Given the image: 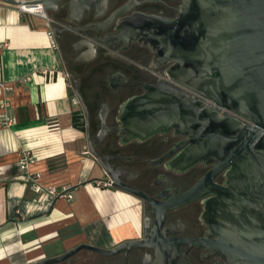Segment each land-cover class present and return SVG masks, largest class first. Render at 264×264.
<instances>
[{
  "label": "water",
  "instance_id": "water-1",
  "mask_svg": "<svg viewBox=\"0 0 264 264\" xmlns=\"http://www.w3.org/2000/svg\"><path fill=\"white\" fill-rule=\"evenodd\" d=\"M0 1L17 7L42 6L49 14L57 12L66 0ZM74 1L77 17L71 18L79 22L88 0ZM184 3L176 19L167 21L163 28L155 25L147 30L158 56L177 64L170 76L172 87L151 88L144 95L129 99L121 109L124 130L118 131L125 133V141H130L176 129L182 135L189 134L192 145L172 161V168L181 172L182 166L190 167L208 157V164L215 166L191 192L159 204L121 182L104 166L105 157L97 155L90 144L89 153L103 168L105 177L110 178L113 188L151 204L153 213L158 215L157 230L168 211L199 196L209 197L202 216L207 236L180 241L145 230L142 238L123 242L114 249L83 244L34 264H73L74 257L82 251L102 256L107 264H176L179 247L188 244L220 255L225 264H264V0ZM125 15L122 10L86 28L100 34L105 26L117 21L119 32L115 38L122 37L129 43L130 27L135 21L130 19L127 25L120 26L123 19L119 18ZM158 22L165 21L158 18ZM52 31L55 33V28ZM222 108L240 117L241 126L219 124L207 115L208 110L221 113ZM71 116L73 128L90 132L84 104ZM219 174H224L225 185L214 186L213 179ZM149 250L153 251V258L143 260L141 252Z\"/></svg>",
  "mask_w": 264,
  "mask_h": 264
},
{
  "label": "crops",
  "instance_id": "crops-1",
  "mask_svg": "<svg viewBox=\"0 0 264 264\" xmlns=\"http://www.w3.org/2000/svg\"><path fill=\"white\" fill-rule=\"evenodd\" d=\"M55 13L47 20L0 1V264H34L83 244L114 249L142 238L140 200L96 185L104 181L103 170L89 153L85 135L73 128L71 115L79 106L49 36ZM130 31L134 40L135 23ZM81 51L95 52L87 46ZM120 135L124 142L137 139L125 141V133ZM24 148L33 156L26 170L19 165ZM35 185L57 191L70 186L73 199L52 200ZM141 254L143 260L153 258ZM78 257L107 264L88 251Z\"/></svg>",
  "mask_w": 264,
  "mask_h": 264
},
{
  "label": "flooded vegetation",
  "instance_id": "flooded-vegetation-1",
  "mask_svg": "<svg viewBox=\"0 0 264 264\" xmlns=\"http://www.w3.org/2000/svg\"><path fill=\"white\" fill-rule=\"evenodd\" d=\"M76 4L74 0L64 1L50 26L55 28V33L51 30V36L69 71L76 105L82 109L84 104L88 109L90 132L83 133L88 151L90 144L97 155L105 157L104 166L121 182L142 192L155 203L174 201L191 192L215 163L208 164L211 160L208 157L190 167L182 166L181 172L171 167L172 161L192 145L189 134L182 135L172 129L150 138L124 142L118 131L122 106L129 99L142 96L151 88L172 87L170 76L174 75L177 64L174 60L158 56V51H154L150 45L147 32L155 25L163 28L167 21L176 19L185 4L184 0H88L84 6L86 12L79 22L71 18L77 17ZM122 10L127 15L119 18L123 19L120 26L124 27L132 19L137 27V36L129 43L122 37L115 38L119 32L116 29L117 21L108 28L105 26L100 34L93 28H86L104 22ZM158 18L165 22L157 23ZM77 28H82V31L76 32ZM63 30L73 32L64 33ZM83 46L95 52L83 55ZM176 86L185 91L182 86ZM222 110L221 113L208 110L207 115L219 124L233 128L241 126L238 122L240 117L225 108ZM103 173L105 176L104 170ZM104 182L112 185L108 177L104 178ZM225 182L224 174L213 179L214 186H223ZM208 198L199 196L168 211L163 216L159 230L158 215L153 213V207L147 200L138 198L142 209V237L146 230L151 234L161 232L171 240L204 239L207 227L202 216ZM143 252L153 254L152 250ZM179 254L175 259L176 264L226 262L220 255H211L195 245H181ZM73 264H89V261L76 255Z\"/></svg>",
  "mask_w": 264,
  "mask_h": 264
},
{
  "label": "built area",
  "instance_id": "built-area-1",
  "mask_svg": "<svg viewBox=\"0 0 264 264\" xmlns=\"http://www.w3.org/2000/svg\"><path fill=\"white\" fill-rule=\"evenodd\" d=\"M22 1H27V0H22ZM28 7L30 9H34V10L25 9L24 6L19 7V9L22 12L24 11V12H27V13H36V14L40 15L41 17H43V18L48 20V17H47V15H46V13H45V11H44L42 6H39L37 9L35 7H33V6H28ZM51 35H52V32L49 33L50 38L52 37ZM52 46H53V49H57V45L54 42V40H53ZM24 81H26V82L30 81V78H27ZM74 102L76 104V100ZM54 126L57 127V130L59 129L58 124H55ZM32 162H33V156H32V153H31L30 149H28V148L22 149L21 158H20V161H19L20 167L23 170H26V169H28L29 165ZM96 185L98 187H103V188H112L111 187L112 186L111 183H107V182H104V181H97ZM34 188H35V190L37 192L47 193L52 200H56V199H59V198H65L67 200H72L73 199V194L71 192L72 189H71L70 186L64 187L62 191H57V190H55L53 188L44 189V188H42L39 185H35Z\"/></svg>",
  "mask_w": 264,
  "mask_h": 264
},
{
  "label": "bare ground",
  "instance_id": "bare-ground-1",
  "mask_svg": "<svg viewBox=\"0 0 264 264\" xmlns=\"http://www.w3.org/2000/svg\"><path fill=\"white\" fill-rule=\"evenodd\" d=\"M25 9H30L28 6H24ZM30 10H34V9H30Z\"/></svg>",
  "mask_w": 264,
  "mask_h": 264
},
{
  "label": "rangeland",
  "instance_id": "rangeland-1",
  "mask_svg": "<svg viewBox=\"0 0 264 264\" xmlns=\"http://www.w3.org/2000/svg\"><path fill=\"white\" fill-rule=\"evenodd\" d=\"M111 189H113V188H111Z\"/></svg>",
  "mask_w": 264,
  "mask_h": 264
}]
</instances>
